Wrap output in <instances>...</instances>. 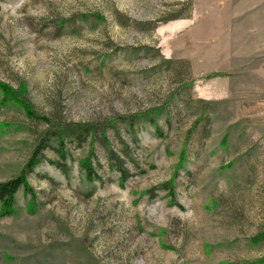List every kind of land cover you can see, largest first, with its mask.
Listing matches in <instances>:
<instances>
[{"label":"rangeland","instance_id":"obj_1","mask_svg":"<svg viewBox=\"0 0 264 264\" xmlns=\"http://www.w3.org/2000/svg\"><path fill=\"white\" fill-rule=\"evenodd\" d=\"M230 6L0 0V84L50 121L0 90V182L49 136L0 218V264H264V75L197 63Z\"/></svg>","mask_w":264,"mask_h":264},{"label":"crops","instance_id":"obj_2","mask_svg":"<svg viewBox=\"0 0 264 264\" xmlns=\"http://www.w3.org/2000/svg\"><path fill=\"white\" fill-rule=\"evenodd\" d=\"M236 8L231 0L229 16L219 17L213 30L218 39L203 45L197 63L208 73L214 72L217 81L226 84L231 75L249 59V76L264 75V0H239ZM237 4V3H235ZM235 8V9H233ZM186 56V55H184ZM194 70L193 59L186 56ZM255 59L261 61L254 64Z\"/></svg>","mask_w":264,"mask_h":264},{"label":"trees","instance_id":"obj_3","mask_svg":"<svg viewBox=\"0 0 264 264\" xmlns=\"http://www.w3.org/2000/svg\"><path fill=\"white\" fill-rule=\"evenodd\" d=\"M0 90L3 92L6 99H8L9 101H12L15 104L19 105L25 111V113H27L28 117L34 118L35 120L39 119L41 122H43L45 124H50V121L47 118L39 117L36 113H34L31 110V108L28 105H24L23 103H21V101H19L18 98L14 94L11 95V91L7 86L0 84ZM141 115H143V114H141ZM141 115H138V116H141ZM1 127H3V126L0 125V128ZM65 130H66V128H65ZM75 130L77 133L78 132L79 133H85L86 131L87 132L89 131V130H85L84 126H82V125L76 126ZM63 135H66V134H63ZM47 136H48V134H45L44 137L39 141L37 147L32 152L30 159L24 164V166L20 170L17 177L10 179V180H7V181H4V182H0V218L9 217L13 214V209H14V204H15V195L19 189L22 188L25 194L32 195L33 189L28 184L27 178H28V175L33 172L34 168L40 162V157H41L42 151L48 148L49 136L48 137ZM57 137L59 140L60 149H62L61 147L63 146L64 137L59 136V135H57ZM59 155H60L61 160L65 159V156H64L62 150H59ZM110 155H112V154L110 153ZM184 160H185V157L182 156L180 158V162L177 165L175 171H177L178 169H180L182 167ZM49 163L51 165H54L57 169H60L62 171L63 167L58 162H49ZM84 168L86 170V177H87L86 179L87 180H93V179L97 178V176H95V171L93 170L90 163L85 164ZM116 171L120 175V181L123 182L126 179V171L120 165L117 166ZM167 184H168V194L170 196H172L173 195L172 182H168ZM250 241H252L254 243H256L258 241H264V232L258 233L256 236L251 238ZM260 261H264V258L261 259Z\"/></svg>","mask_w":264,"mask_h":264}]
</instances>
